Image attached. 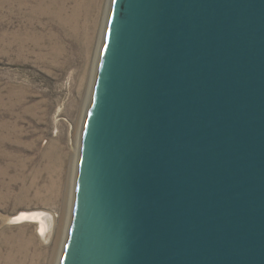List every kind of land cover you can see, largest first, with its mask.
Returning <instances> with one entry per match:
<instances>
[{
	"label": "water",
	"instance_id": "water-1",
	"mask_svg": "<svg viewBox=\"0 0 264 264\" xmlns=\"http://www.w3.org/2000/svg\"><path fill=\"white\" fill-rule=\"evenodd\" d=\"M60 264H264V0H113Z\"/></svg>",
	"mask_w": 264,
	"mask_h": 264
},
{
	"label": "rangeland",
	"instance_id": "rangeland-1",
	"mask_svg": "<svg viewBox=\"0 0 264 264\" xmlns=\"http://www.w3.org/2000/svg\"><path fill=\"white\" fill-rule=\"evenodd\" d=\"M108 1L101 0L104 5L100 14L94 10L99 14V27ZM30 5L13 10L0 5V264H4L2 259L7 252L3 245L12 235L15 241H24L31 247V260L27 264L61 262L66 230L61 237L56 234L70 207L71 183L77 174L71 138L75 136L78 120L84 117L82 112L87 113L84 105L92 80L94 45L97 46L100 36L96 35L91 54L85 51V36L83 42L75 44L77 54L69 66L45 63L29 38L42 32L55 33L56 28L49 24L48 17L38 19L33 15L35 3ZM68 39L64 36L63 40L70 44ZM43 210L56 221L46 242L37 236L35 223L7 224L8 219L21 212ZM21 259L19 255L16 264Z\"/></svg>",
	"mask_w": 264,
	"mask_h": 264
},
{
	"label": "bare ground",
	"instance_id": "bare-ground-1",
	"mask_svg": "<svg viewBox=\"0 0 264 264\" xmlns=\"http://www.w3.org/2000/svg\"><path fill=\"white\" fill-rule=\"evenodd\" d=\"M111 1H113V0H109L108 3H106L107 8H105V13H104L103 18H102L103 21H101L103 23L100 24V25H102V27H99L98 18H99L100 11H101V9H103V5H104V4H102L101 0H0L1 6H7V7L11 8V10L15 9L16 7L19 9H23V8L25 9L27 6H31L30 3H33V4L35 3V6L33 5L34 7L32 8L33 15H35L38 19H43L42 17L46 16V17H48V20L50 21L49 24L51 26H52V24L54 25L53 28L54 29L56 28L55 33L53 31L52 32L48 31L47 33L42 32V33L35 35L32 38H29V41L36 47L37 51H39L38 52L39 58L42 61H45V63L55 65V66L58 65L60 67H62V66L66 67V66L73 64L75 57H76L75 54H77L76 53L77 48H76L75 44L79 45L80 41H82L83 37L85 36L87 39V41H86L87 47H86L85 51H87L89 54H91V50H92L93 45L97 39L96 35L100 34L99 40L97 41L98 42L97 46L94 45L96 47L95 48L96 54H94L95 59H94L93 67H92L93 71L91 74L92 80H90L91 81V84L89 86L90 89L88 90V93L86 96L87 98L85 100V105H84V111H86V112H87V110H88L87 108L90 104L89 102L92 98L91 93H93L94 82H95L94 80L96 79V74H97V71H96L97 68L96 67H98V64H99V60L101 57L100 54L102 52V48H103V44H104L103 42H104L106 32H107L106 29H107L108 21H109L108 16H110V9L112 6ZM95 9H97L99 11V14L94 13ZM14 12H15V10H14ZM35 22H37V21H35ZM50 29H52V28L50 27ZM64 36L66 39L69 38L68 40H70V44H67L66 41L63 40ZM84 57H86V56H84ZM89 57H91V56L89 55ZM86 58H88V57H86ZM85 70H87V69H85ZM9 100H10V98H9ZM85 109H87V110H85ZM82 114L84 115V117L82 116V118H80L81 120L80 119L78 120L80 122L77 125L76 131H74L75 136L73 138H71L72 146H74V148H75L74 149L75 150V157H74L75 158V161H74L75 173L78 172L77 171L78 170L77 169V163L79 165V157H80V149H81V145H80L81 144V137H82V132H83L84 123H85V117H86L85 112H82ZM76 176H77V174L76 175L74 174L73 182L71 183L72 187H71V196H70V200H71L70 201V203H71L70 207H68L69 209H67L68 210L67 213H65V215L62 216V218H61L62 223H61L60 229L58 228L59 229L57 231L58 234H56L59 237L62 236L61 234H62V232L64 233V230H66V232L64 234L65 236L68 232V227L70 224L69 222L71 221L72 211H73L72 210L73 209V200H74L73 196L75 193V183H76L75 177ZM47 198H49V197H47ZM8 220L9 221L7 222V224L11 225V226L12 225H21L24 223H35L37 225L36 234L42 240V242H46L48 240V238L50 237V233H52V230H53L52 226H55L54 224L56 222L54 220L52 214H50L44 210L39 211V212L38 211L37 212H31V211L26 212V211H24V212L19 213L17 216L11 217ZM53 221H55V222H53ZM11 229H12V227H11ZM21 231H23V230H21ZM18 233H20V232H18ZM63 238H65V237H63ZM26 240L27 239H25V241ZM62 241H63V239H62ZM65 241L66 240L64 239V243H65ZM29 243H30V241H29ZM26 244H27L26 242L21 241V240L18 242L15 241V237L13 235H12V237L8 238L5 245H3L7 251L6 256H4L2 259V261H4L3 263L4 264H16L17 258L20 255V257L22 256L23 259H21L22 261L19 263L20 264H27V260L29 258H30L29 260H31V256H30L31 253H29V248H31V247L28 248L29 245L26 246ZM34 252H35V250H34ZM33 255L34 254H32V256ZM37 263H38V261H37ZM35 264H36V261H35Z\"/></svg>",
	"mask_w": 264,
	"mask_h": 264
}]
</instances>
